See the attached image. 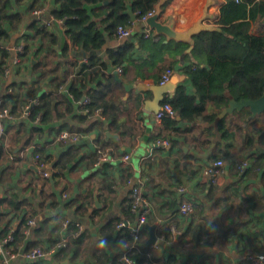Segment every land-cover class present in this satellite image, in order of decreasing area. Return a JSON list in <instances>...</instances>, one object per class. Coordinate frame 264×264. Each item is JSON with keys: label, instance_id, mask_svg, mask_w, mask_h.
<instances>
[{"label": "crops", "instance_id": "obj_1", "mask_svg": "<svg viewBox=\"0 0 264 264\" xmlns=\"http://www.w3.org/2000/svg\"><path fill=\"white\" fill-rule=\"evenodd\" d=\"M205 1L169 0L161 20L163 23L173 20L177 31H186L201 17ZM250 1L235 0V3L247 9L245 21L250 23V33L264 37V0ZM257 3L263 6L251 19L250 10ZM226 6L227 0H215L210 9L215 19L209 24L218 26L216 22ZM56 8V0L13 3V14L20 17V23L15 21L13 29L8 28L11 37L4 45L11 56L3 65L4 74H0L1 107L11 116L5 120L6 134L2 142L7 149L12 147L20 123L28 128L32 126L22 115L23 107L29 102V89L38 84L37 87L47 91L62 81L59 93L64 94L81 66L88 63L78 49L70 46L63 23L53 19L52 11ZM86 8L91 10L89 6ZM228 18L230 20V15ZM130 21L134 29L130 39L109 40L104 32L107 45L97 53L109 66L107 77H113L111 94L107 96L108 115L101 110L95 112L104 126H94L89 133L81 134L80 142L69 146L56 143L61 122L42 126L44 139L38 137L34 145L19 156H10L6 163L10 169L0 170L3 198L16 201L18 205L22 203L17 210L0 206V242L3 227L9 223L17 229L21 218L26 216L27 220L36 221L33 227H38L42 236L39 247L46 253L44 259L29 261L24 256V246L14 253L10 264H108L107 255L114 257L121 252L115 240L118 228H108L109 222L124 218L126 200L132 197L128 182L140 178L147 179L144 193L151 205L146 225L156 226L157 237L156 244L141 255L143 264H250L251 254L264 253V170L260 169L259 162L264 157V114L252 118L250 111L244 109L227 115V131L235 135L232 140L223 139L217 123L190 124L181 117L177 118L178 134L165 130L164 119H157L151 106L155 98L152 87L161 86L163 74L172 69L173 74L164 86L175 84V91L164 94L162 106L182 87L187 96H194L188 67L196 62L183 55L173 57L168 51L160 53L148 45H140L135 35L143 32L136 31L138 20L133 22L130 18ZM35 22L44 24L58 41L54 43L30 30ZM48 22L50 25L45 24ZM152 38L153 32L151 37L145 36L148 41ZM159 40L165 43V38L154 41ZM126 42L134 45L129 60L137 64L144 62V65L136 71L125 62L120 74L119 67L107 59V51L119 50ZM21 45L27 47V55L20 54V64L14 66L12 51ZM185 54L188 55L186 51ZM7 67L9 74L5 73ZM137 72L147 78L133 80ZM207 105L206 114L218 111L209 102ZM235 118L243 122L237 124ZM159 133L162 137L158 141H169V147H159L158 141H151ZM252 137V149L248 151L245 143ZM37 149L49 157L50 167L57 171L52 179L41 177L32 166V155ZM105 150L109 151L110 160L97 165L98 152ZM126 155H130L128 162L124 161ZM219 159L225 161L230 179L213 186L205 181L204 169L211 161ZM244 162L249 167L239 174L237 165ZM96 194L99 207H96ZM184 202H190L194 209L186 217L179 213ZM78 207H81L79 211ZM95 210L101 212L94 217V224L90 215ZM129 220L130 224L137 223L135 216H130ZM66 221L71 225L69 231L63 227ZM76 224L84 227L79 241L51 253L57 239L72 233L70 229ZM146 225L141 232V247L150 236ZM173 229L177 231L175 238ZM30 232L25 231L30 237L27 242L34 237L31 238Z\"/></svg>", "mask_w": 264, "mask_h": 264}, {"label": "trees", "instance_id": "obj_2", "mask_svg": "<svg viewBox=\"0 0 264 264\" xmlns=\"http://www.w3.org/2000/svg\"><path fill=\"white\" fill-rule=\"evenodd\" d=\"M20 0H0V45L10 40L8 28L13 29L15 21L20 23V17L13 14V3ZM160 0H56L57 8L52 11L53 19L62 21L65 34L70 41V46L78 49L88 63L81 66L76 76H74L68 86L67 92L59 93L62 81L47 91H44L38 84H34L28 92V100L38 99V103L32 107L31 115L27 121L32 124L28 128L25 123L18 126V135L14 139L12 147L8 148L0 143V170L10 169L6 163L10 156L17 157L30 146L34 145L36 138L44 139V129L42 126H49L54 123H62L57 129L59 134L63 131L87 134L94 126H104L95 117V112L101 110L104 115H108L110 110L107 96L111 94L110 88L113 77H107L106 72L109 66L105 58H101L97 53L101 52L107 45V33L109 40L118 38L119 27L133 28L130 21L129 11L139 16L146 15L156 9ZM249 3L251 1L249 0ZM86 6L91 7L89 11ZM250 10L251 19L257 13L263 3H257ZM227 15H230L227 19ZM247 9H242L235 3V0H227V6L216 24L222 28L220 32H204L195 37V47L191 54L186 55L187 45L175 42L164 43L162 41L146 40L145 35L136 33V39L140 45H148L157 52L168 51L173 57L183 55L187 60L195 61L196 64L188 67L189 77L194 87L195 95L187 96L185 88H180L177 95L165 104H170L173 108L175 118H164L165 130L178 134V117L182 120L194 124L198 121L210 122L211 125L217 123L218 130L222 133L223 139H234V134L227 131V118L219 119L221 112L229 106L232 99L258 100L264 94V37L254 36L250 33V23L247 19ZM241 18L242 21L232 22V19ZM30 30L39 36H44L56 43L58 38L53 35L43 24L32 23ZM158 40V38H156ZM68 49V46L65 48ZM134 49L133 44L125 43L119 50L107 51V59L115 67H121L125 62L134 66L136 71L144 65L129 60V54ZM27 47H24L22 55H27ZM175 53V54H174ZM11 52L0 49V74H4L3 65L10 59ZM22 57V56H21ZM128 72V70H127ZM128 75V74H127ZM147 78L144 74L137 72L133 78ZM108 81V82H107ZM110 81V82H109ZM71 96V98H70ZM87 98L88 103L83 104L82 99ZM207 102L214 105L216 110L211 114H206ZM29 103V102H28ZM78 111H82L80 114ZM37 116H41L40 122L36 123ZM249 120V119H248ZM115 123V119H113ZM117 122V121H116ZM40 126V127H38ZM213 127H210L212 130ZM5 137V135H4ZM159 133L151 138V141L160 140ZM252 138H248L245 146L248 151L252 149ZM175 145V142L172 143ZM18 150V151H17ZM36 152L40 154L44 161L49 162V157L40 149ZM260 169L264 170V157L259 159ZM127 207L123 209L124 218L114 219L109 222L108 228L116 230L120 223L135 216L131 212L133 199L126 200ZM8 206L17 210L22 205L16 201L3 198L0 206ZM81 207H78V211ZM101 211L95 210L91 213V221ZM136 217V216H135ZM26 216L21 218L17 229L8 225L3 227L1 240L9 235L13 241L8 245L13 253H18L19 249L25 246V253H29L41 245L40 229L38 227H28ZM71 225L68 227V231ZM74 227V226H73ZM70 231L74 232L75 227ZM29 229L33 240L27 242L25 231ZM129 228L118 230L116 241L122 244L124 238L133 241ZM81 238V237H80ZM79 238V239H80ZM79 239L73 241L78 242ZM61 239H57V244ZM71 244L69 246H71ZM68 246V247H69ZM67 248V247H66ZM43 249V248H42ZM139 253L137 255L136 253ZM146 252L138 246L131 257L137 264H143V255ZM108 264H118V256L109 257Z\"/></svg>", "mask_w": 264, "mask_h": 264}, {"label": "built area", "instance_id": "obj_3", "mask_svg": "<svg viewBox=\"0 0 264 264\" xmlns=\"http://www.w3.org/2000/svg\"><path fill=\"white\" fill-rule=\"evenodd\" d=\"M155 13V10L142 16H137L138 23L141 27V31L146 37H151V31L148 29V27L145 25V22L148 18L153 16ZM59 23L62 25V21H59ZM45 24H49L45 23ZM134 34L133 28H124L119 27L117 31L118 38L121 40H127L130 39ZM24 45H21L19 47L13 48V59L12 64L14 66H18L20 64V58L19 55L24 52ZM8 50L6 45H0V49ZM118 73L122 74L123 70L122 68L117 69ZM5 73L9 74L10 70L7 67L5 69ZM173 74L172 69H168L163 74L160 85H165L167 82H169L171 76ZM38 103V100H30L29 103H27L23 109H22V115L25 119L29 118L31 115L32 107ZM85 104L88 103L87 98H85L84 101ZM100 113V110L99 112ZM174 111L170 104H164L162 106V109L160 112L156 115L157 119L163 120L166 117L174 118ZM11 118L10 113L7 109H3L1 107L0 102V143L3 142L4 135L6 134V125L5 120ZM41 119V116H37L36 123H39ZM82 138L81 134L73 133L69 131H63L56 137V143L62 145V146H69L72 144H77L80 142ZM157 145L160 147H169L170 142L169 141H158ZM110 160V153L108 150L105 151H99L97 155L96 164L97 165H103L104 163L108 162ZM130 160V155H126L124 157V161L128 162ZM32 166L37 171V173L45 178V179H52L57 175V171L55 169L53 170L49 163L44 161L42 156L38 154L36 151H34L32 155ZM249 165L248 163L244 162L242 164L237 165L239 174H243L246 169H248ZM204 179L206 182L213 186H219L222 184L223 181H227L230 179V173L227 170V166L224 160L219 159L215 161H211L206 168L204 169ZM147 182L146 178H140L139 180H130L128 184L132 187V206H131V212L134 214L137 218V223L130 224V220H126L123 223H120L117 228L118 230H121L122 228H129L131 230L130 235L133 238V241H128L126 238L122 241V244L120 245L121 252L118 255V264H137L131 257L133 251L140 245V239H141V232L144 229L146 223H147V216L150 213V202L145 196L144 193V186ZM180 191H184L181 189ZM193 205L189 202H184L180 205L179 213L182 217L189 216L193 213ZM36 224V221L31 219L28 221V227H33ZM64 229H68L69 222L66 221L63 224ZM84 231V227L81 224L75 225V231L64 235L61 240L55 245V247L51 250V253H57L58 251L68 247L73 241L79 239ZM26 233H29V229L26 230ZM172 235L175 238L177 236V231L172 230ZM13 241L12 236H8L4 240L0 242V264H10L11 260L15 257V254L12 252V249L8 247V245ZM27 260L29 261H36L44 259L46 256L45 251L41 247H37L34 250H32L29 253L24 254ZM248 262L250 264H264V253H258V254H251L248 258Z\"/></svg>", "mask_w": 264, "mask_h": 264}, {"label": "water", "instance_id": "obj_4", "mask_svg": "<svg viewBox=\"0 0 264 264\" xmlns=\"http://www.w3.org/2000/svg\"><path fill=\"white\" fill-rule=\"evenodd\" d=\"M169 2V0H160L156 6L155 13L153 16L148 18L145 25L148 29L154 33V38H165V43L175 42L179 44H184L188 46L186 50L187 54L192 53L195 47V37L204 32H220L223 33L222 28L219 26L211 25L210 22L214 21L215 16L210 13L211 7L214 6L215 0H206L204 7L202 9L201 17L196 21V23L186 31H177L175 21H170L169 23H163L161 20L164 6ZM129 16L133 22L137 20V16L133 12H129ZM9 30V29H8ZM141 27L139 23H136V31H140ZM175 84H169L167 86H155L152 87L154 91L155 98L153 103H151L154 108V112L158 114L162 109V103L164 101V94L174 93ZM85 101V98L83 99ZM244 109H248L251 113L252 118H256L264 114V94L258 100H242L236 101L232 99L229 106L225 108L219 115V119L225 118L227 115H231L234 112H240ZM180 120V118H178ZM108 136H110L108 134ZM1 172V171H0ZM4 188L0 185V199L3 198ZM96 207H99V201L97 194L95 195ZM146 229L150 232L148 240L142 245L143 249H148L154 246L157 242V237L155 235V225H146Z\"/></svg>", "mask_w": 264, "mask_h": 264}, {"label": "rangeland", "instance_id": "obj_5", "mask_svg": "<svg viewBox=\"0 0 264 264\" xmlns=\"http://www.w3.org/2000/svg\"><path fill=\"white\" fill-rule=\"evenodd\" d=\"M234 121H235L237 124H239V123L241 124V123L243 122V120H242V119H240V120H239V119H237V118H235V120H234ZM263 145H264V144H263Z\"/></svg>", "mask_w": 264, "mask_h": 264}]
</instances>
